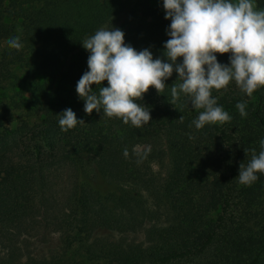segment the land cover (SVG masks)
I'll use <instances>...</instances> for the list:
<instances>
[{
	"label": "trees",
	"instance_id": "16d2710c",
	"mask_svg": "<svg viewBox=\"0 0 264 264\" xmlns=\"http://www.w3.org/2000/svg\"><path fill=\"white\" fill-rule=\"evenodd\" d=\"M151 1L0 0V111L14 115L13 125L0 120V264H264V174L251 186L237 177L262 150L264 88L252 97L234 81L213 89L232 120L199 130L189 97L171 95L175 73L161 95L152 88L143 104L151 122L139 128L85 114L77 96L88 70L81 44L112 18H123L126 44L163 59L171 21L162 0ZM69 108L84 124L62 131L58 115ZM62 163L71 184L55 209L47 175ZM101 231L118 238L97 244ZM46 232L57 247L35 255L31 239Z\"/></svg>",
	"mask_w": 264,
	"mask_h": 264
},
{
	"label": "clouds",
	"instance_id": "9594fccd",
	"mask_svg": "<svg viewBox=\"0 0 264 264\" xmlns=\"http://www.w3.org/2000/svg\"><path fill=\"white\" fill-rule=\"evenodd\" d=\"M164 19L171 23L166 30L163 59L153 58L149 49L137 51L124 41L118 28L101 27L82 42L89 53L88 70L76 85L77 96L84 101L85 114L94 110L108 118H119L137 128L151 122L150 110L139 103L149 88L161 95L173 73L180 83H173L171 95L189 97L198 111L193 120L197 130L205 125L230 122V114L219 106L212 90L227 89L234 81L248 97L264 88V9L254 0H162ZM20 50L19 37L7 41ZM217 54H230L229 64H220ZM182 58V62H177ZM175 80V81H176ZM107 81V87H101ZM92 85L97 86L93 91ZM246 102L236 108L241 117L247 115ZM62 131L84 124L69 108L58 115ZM183 117H180L182 120ZM261 151L253 150L247 165L240 163L238 181L251 186L264 174V140Z\"/></svg>",
	"mask_w": 264,
	"mask_h": 264
},
{
	"label": "rangeland",
	"instance_id": "374dc122",
	"mask_svg": "<svg viewBox=\"0 0 264 264\" xmlns=\"http://www.w3.org/2000/svg\"><path fill=\"white\" fill-rule=\"evenodd\" d=\"M155 1V0H154ZM153 0L151 1V5H153ZM138 14V13H136ZM120 19H123L122 17L119 18H112L99 26L94 32L89 34L86 38L90 37L93 35L98 29L101 27L104 28H110L112 27L116 28L119 23ZM85 38V39H86ZM84 39V40H85ZM153 91L152 88H150L146 94L143 95V98L141 101H138L141 104H144L147 102V96L150 95V93ZM0 120H3L5 124H14V115L13 114H3L0 111ZM47 182H48V190H47V197L48 200L51 201L52 207L55 209H59L66 199L69 190H70V184H71V169L69 165L62 163L58 164L56 166H53L51 170L49 171L47 175ZM118 238V235L109 232V231H101L96 234L94 237L95 241L97 244L104 243V242H111L115 239ZM132 238L131 236L128 237ZM33 241V245L31 246V250L34 249L35 255H42L45 253H51L56 247H57V242H56V237L53 233H48L46 232L44 237L41 236H33L31 239Z\"/></svg>",
	"mask_w": 264,
	"mask_h": 264
}]
</instances>
